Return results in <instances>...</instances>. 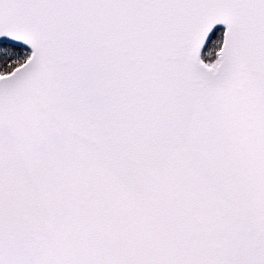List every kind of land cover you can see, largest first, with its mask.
<instances>
[{
  "label": "snow or ice",
  "instance_id": "6c2138e0",
  "mask_svg": "<svg viewBox=\"0 0 264 264\" xmlns=\"http://www.w3.org/2000/svg\"><path fill=\"white\" fill-rule=\"evenodd\" d=\"M0 264H264V0H0Z\"/></svg>",
  "mask_w": 264,
  "mask_h": 264
}]
</instances>
